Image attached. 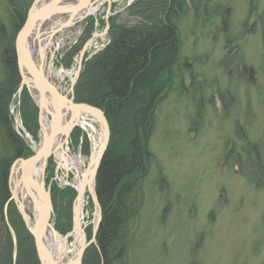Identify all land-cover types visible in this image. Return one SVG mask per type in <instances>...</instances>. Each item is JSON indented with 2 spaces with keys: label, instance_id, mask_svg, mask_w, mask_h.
I'll return each mask as SVG.
<instances>
[{
  "label": "rangeland",
  "instance_id": "obj_1",
  "mask_svg": "<svg viewBox=\"0 0 264 264\" xmlns=\"http://www.w3.org/2000/svg\"><path fill=\"white\" fill-rule=\"evenodd\" d=\"M129 1L111 0L110 7L103 2L89 16L107 22L109 8L118 22L131 23L133 19L126 12ZM254 3L257 10L264 7V0H199L197 11L191 7L181 20V55L193 64L191 77L185 73L183 89L179 93L168 91L157 111L149 141L155 160L145 181L140 226L129 264H264V176L259 171L260 165L264 169V63L260 33L248 26L254 21L255 12L249 11ZM65 17L53 16L49 19L51 26ZM85 24L84 18L54 33L47 50L45 69L50 68L52 81L64 92L75 76L84 45L87 43L83 57H90L107 41L106 26L97 25L71 67H65L60 59ZM229 36L235 39L229 42ZM235 44L255 72L252 80L245 76L247 81L237 87L235 74L227 75L226 65L230 64L225 58L228 48ZM230 91L234 102L225 111L219 97L224 93L230 96ZM10 111L15 130L23 135L17 98ZM76 127L80 130L78 142L72 143L69 136L58 169L50 157L55 162L50 184L58 189L75 188L76 178L103 142L93 118L83 115ZM39 133L40 124L38 137ZM23 137L31 148L36 147L28 136ZM253 143L260 146V165L250 148ZM50 184H46L49 189ZM89 199L82 226L89 227L92 234L96 210ZM51 220L54 226V210ZM68 238L72 245L74 235Z\"/></svg>",
  "mask_w": 264,
  "mask_h": 264
},
{
  "label": "trees",
  "instance_id": "obj_2",
  "mask_svg": "<svg viewBox=\"0 0 264 264\" xmlns=\"http://www.w3.org/2000/svg\"><path fill=\"white\" fill-rule=\"evenodd\" d=\"M32 1L0 0V264H40L33 237L12 201L7 204L6 215L15 238L4 213L11 164L19 157L33 154L25 138L14 128L10 108L16 98L24 129L38 141V107L25 85L18 92L21 78L15 57V36ZM198 2L135 0L126 7L133 19L131 23H120L115 15L109 16L107 22L88 16L76 42L68 46L60 59L65 67H71L97 25L108 26L105 45L90 57L84 55L73 88L76 103H87L104 112L111 133L95 176L102 219L96 242L85 250L82 264H129L140 226L145 181L155 160L149 141L155 130L157 111L168 91L179 93L183 89L185 73L191 77L189 67L193 64L181 55L180 23L191 7L197 11ZM253 5L249 8L255 12L252 29L260 33L264 63V7L257 10ZM245 67L250 70L251 66ZM248 75L252 80L253 72ZM79 136L76 127L70 135L72 143L77 144ZM250 148L260 165V146L253 143ZM240 162L238 157L239 166ZM54 171L55 162L50 158L45 172L47 185ZM259 171L263 177L262 165ZM158 175L159 181L161 171ZM251 181L260 185L257 180ZM50 196L56 215L54 228L65 235L72 228L76 191L69 187L58 189L51 183ZM85 230L90 238L91 229Z\"/></svg>",
  "mask_w": 264,
  "mask_h": 264
},
{
  "label": "water",
  "instance_id": "obj_3",
  "mask_svg": "<svg viewBox=\"0 0 264 264\" xmlns=\"http://www.w3.org/2000/svg\"><path fill=\"white\" fill-rule=\"evenodd\" d=\"M97 1L98 0H77L69 3L65 2V0H33L27 10L25 20L15 36V57L18 72L21 78L20 89L23 85L27 87L31 97L39 109L40 133L37 148L33 149V154L26 158L19 157L11 164L8 180L9 198L5 204L4 213L6 212L7 204L10 201H13L26 229L33 237L36 254L40 264H60L57 258L47 247L44 239L45 232L49 227H52L55 231L51 220L53 207L50 189L45 185L44 181V172L47 161L51 156H54L53 146L55 140L58 138V136L62 135H65L66 138L69 137L73 128L77 124L76 120L81 114H86L93 117L98 122L103 133V142L99 150L95 166L92 169L93 180H95L100 161L108 146L111 133L107 118L100 108L87 103H76L74 101L73 86L76 82L87 43L80 51L77 58V70L75 72L74 79L71 81L69 89L64 92L52 81L49 70L45 69V61L42 59L38 61L33 57L29 51L27 42L35 28L51 19L53 16L64 14L68 18L60 27L55 29V31H52L51 35L57 31H60L64 27L74 24V22H71L73 17L81 12L87 11V9ZM106 2L109 5L110 0H106ZM33 92L37 94V99L35 98ZM66 112L71 113V122L67 126L63 125L65 116L64 114ZM43 113L46 114L49 119L50 128L47 135L41 136V115ZM39 161L42 164V173L40 179H37L31 175V168ZM16 163H18L19 166L21 187L25 190V192L29 193L31 191L34 194V210L30 212L26 210L20 202H18L17 196L10 187V176ZM90 165L91 161L88 163L87 170L89 169ZM82 192L83 190L78 191L73 201L72 229L63 237L64 239L68 238L76 229L82 231V239L77 258L74 261L75 264H82V257L85 249L96 242V233L102 219L101 206L94 189L93 192H90V198L93 202L95 210L98 211V214L96 218L91 221L92 234L90 238H87L85 229L81 226L79 221L78 209L76 207V201ZM31 219L32 225H30ZM9 229L13 238H15L14 230L10 226ZM71 263H73V261L66 262L65 264Z\"/></svg>",
  "mask_w": 264,
  "mask_h": 264
},
{
  "label": "bare ground",
  "instance_id": "obj_4",
  "mask_svg": "<svg viewBox=\"0 0 264 264\" xmlns=\"http://www.w3.org/2000/svg\"><path fill=\"white\" fill-rule=\"evenodd\" d=\"M74 1H77V0H65V2H69V3L74 2ZM105 1L106 0H98L92 6H90V8H88L87 11H84V12H81L75 15L73 19L71 18L72 19L71 22L76 23L84 19L88 15L94 13L100 7V5ZM67 18L68 17H65L64 20L62 21L60 20V22L57 23L55 27L51 26V23L48 20L35 28L31 36L28 38L27 46L29 48V51L31 52V54L36 60L38 61L41 59L43 61L46 60L47 50L50 49L52 45L53 35H51V33L52 31H55V29L60 27ZM48 70L50 73V68H48ZM33 94L35 98L37 99L36 97L37 94H35L34 92ZM64 115L65 116H64L63 125L67 126L71 122L70 121L71 113L66 112ZM81 117H83L82 114L79 116V118L76 121L79 122ZM49 128H50L49 119L46 116V114L43 113L41 115V136L47 135L49 133ZM67 139L68 137L66 138L65 135H62V136H58V138L55 140V143L53 146L54 147L53 154L59 163H62L64 159L62 149ZM36 148L37 146L34 149ZM98 154H99V151L92 154V157L90 159L91 165L89 166V169L88 170L86 169L87 171L84 170L82 175L76 178V183H75L76 192L83 190V192L81 193V195L78 197L76 201V207L78 209V217H79L81 226H82V222L84 219L83 212H84L85 205L88 201V198L90 197V192H93L94 190L95 180H93V176H92L93 170L92 169L95 166ZM41 173H42V164L39 161L31 168V175L34 178L40 179ZM20 184L21 182H20L19 166H18V163H16L13 167V170L10 176V187L12 191L15 193V195L17 196L18 202H20L25 207V209L28 210L29 212L33 211L34 210L33 209L34 194L31 191L29 193L25 192V190L21 187ZM97 214H98V211L95 212V218ZM30 225H32V219L30 221ZM72 234L74 235V242L71 245L69 244V241H68L69 238H66V239L60 238L58 233L54 231L52 227H49L45 232V236H44L45 243L47 247L50 249V251L53 253V255L60 262V264H65L66 262H69V261H73V263L71 264H75L74 261L77 258L81 239H82V231L76 229Z\"/></svg>",
  "mask_w": 264,
  "mask_h": 264
},
{
  "label": "flooded vegetation",
  "instance_id": "obj_5",
  "mask_svg": "<svg viewBox=\"0 0 264 264\" xmlns=\"http://www.w3.org/2000/svg\"><path fill=\"white\" fill-rule=\"evenodd\" d=\"M253 7H254V5H253ZM205 10L206 9L204 8L205 18L208 19L209 18V13L206 12ZM245 26H247V25L245 24ZM248 26L249 27L250 26L253 27V21ZM237 36H239V33H238ZM226 39H228L229 42H231L233 39H235V37L234 38L230 37V38H226ZM236 45L237 44L233 45V47L236 46ZM239 48L240 47H234V48L229 47L228 48V52L226 53V57H225V58H228L229 59V62L228 63L230 64L229 66L226 65V69H227V72H228L227 75H229V74H235V79L238 80V81H236V83H237L236 87L239 86V85H241L244 79H245V81H247V78H245V76L249 77L248 72H253V75L255 73L252 67H250V70H248L245 67V65H247V64L244 62V59H243L244 58V55L242 53H240L241 52L240 51L241 48L240 49ZM242 59H243V61H242ZM247 66H249V65H247ZM228 68H231V70L228 71ZM189 70H191L190 67H189ZM223 92H225V91H223ZM232 95H233V93H231V91H230V96L229 95H226L224 93V95L221 94L220 97H219V99L221 98L224 101V104L222 103L223 104L222 107H223V109L225 111L229 110L228 107L229 106H232V103L234 102V97Z\"/></svg>",
  "mask_w": 264,
  "mask_h": 264
}]
</instances>
